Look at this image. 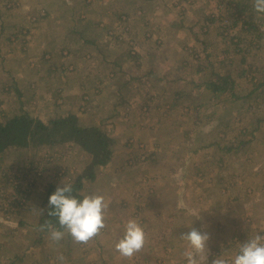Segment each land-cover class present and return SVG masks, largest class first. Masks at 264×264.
<instances>
[{"label":"rangeland","instance_id":"rangeland-1","mask_svg":"<svg viewBox=\"0 0 264 264\" xmlns=\"http://www.w3.org/2000/svg\"><path fill=\"white\" fill-rule=\"evenodd\" d=\"M46 1L3 0V4L0 2V13H10L6 16L7 19H10L11 14L16 11L29 14H27L28 23H24L26 26L22 25L26 28L17 26L8 29V26L5 29L7 36H14L12 43L17 44L23 53L29 51L28 40L33 27H37L36 25L40 22L39 26L48 33L49 29L44 25L47 21L42 20H49L54 14H58L62 21L71 22L75 29L89 19L94 24L99 22L103 24L108 21L111 23L112 18H115V14L118 13L117 5H107L105 0ZM168 1L174 9L172 3L174 0ZM188 2L185 1V4L190 11L175 12L180 18L182 27L191 31V35L202 37L209 33L213 25L208 21L211 18H206V13H208L207 17L209 15H213V19L217 17L215 26H212L213 34L219 38L220 42L216 44L217 47L227 48L235 55L234 57L230 55L228 59L233 61L231 66H236V72L241 73L243 67L248 65L244 78L237 82L235 94L228 91L227 96L221 95L218 98L209 94L204 95L206 106L216 112L218 124L216 121L210 123L204 111L198 106L194 108L195 110L182 107L183 115L191 112L198 115V121L191 127L186 122L168 119L170 115L178 117V110L171 113L176 108L172 101L166 106L160 103L156 86L153 87L150 84L153 83V79L141 78L137 83H131L134 88L125 90L124 96L135 93L138 99L136 102L140 100L139 103L148 104L150 107L148 117L156 106L162 107L161 111L164 115H161L159 120L161 123L154 125L151 133L156 137L151 139L152 142L141 138L147 133L145 129L150 125L148 126L147 120H144L145 115L140 114L137 109L128 110L130 115L126 121L129 119L132 121L118 122V132L112 129L109 123L93 121V124L98 123L96 126L106 131L109 136L123 135L125 138L119 141H115L111 136L110 138L115 141V148L119 143L123 146V150L125 148L127 154L120 160L118 167L110 171L111 175L108 178L113 177V179L106 182V188L103 187V182H94L95 179L104 180V173L95 172L91 180L82 181V189L78 191L82 197L91 195L93 192L96 195L109 196L110 193L111 196H121L117 202H114V208L112 206L117 216L116 223L113 221L104 223L105 226L86 244L67 240L66 234L59 244L52 243L48 233H42L37 227V209L48 188L47 185L62 186L66 183L73 185L85 170L88 156L83 155L72 144L55 147L41 146L10 152L0 161V264H61L57 260V257L61 255L64 257L63 264H104V262L105 264H182L183 262L187 264L184 256L187 250L178 249V244L188 245L180 237L191 228L210 234V240L207 243L211 247L209 248V264L216 257L223 258L227 264H232L242 243L256 234L264 235V17L254 12L253 0H188ZM43 3L57 5L59 8L57 11H51ZM246 6L251 11H248ZM137 17H142V13L138 11ZM129 19L131 37H134L132 25L137 19H134L132 13ZM137 22L143 25L142 20ZM200 22H203L201 27ZM246 23L248 29H246ZM233 26L236 28L232 32ZM3 29L4 27L0 26V30ZM112 30L116 33L120 32V25L114 26ZM110 31L107 32V37ZM46 40L49 44V39ZM181 46L179 45V49ZM60 48L58 52L57 48L53 47L51 52L43 48L40 52L30 50L28 53L34 54L33 57H40L38 61L43 60L45 63L47 61L48 65L45 64L47 69L56 77H69L67 75L76 71L73 64L59 66V69L55 70L51 68V64L57 61L52 52L59 57L61 54L63 56L70 54L65 48ZM182 50L184 51V59L182 58L180 62L182 64L188 58L193 67L200 61L203 64L212 65L213 67L209 70L216 66L213 54L206 57L207 53L203 54V49H197L194 44L184 46ZM11 51V46L7 47L5 52L3 49L5 57L8 58ZM85 59L88 61L87 58ZM241 59L244 63H239ZM34 63L33 61L28 65L33 67ZM69 67H72V71H68ZM255 67L258 71L254 69ZM210 74L211 72L205 76L210 77ZM94 77L91 75L87 80ZM76 79L77 77L74 80ZM239 82L242 83L239 84ZM155 84L157 85V81ZM31 87L33 88V85ZM96 93L86 90L82 93L83 96L78 100L77 105L81 115L95 114L96 110L93 107L97 104L93 95L96 96ZM49 95L53 97L55 103L63 102V88L60 86L54 88ZM201 99L204 100L200 97L199 101H202ZM126 102L128 103V100ZM134 102L133 100L132 104L135 105L136 102ZM165 102L162 101V103ZM204 102H201L202 106ZM83 104L86 105L87 111H81ZM132 104L131 107H133ZM21 110L15 111L18 112L17 115L26 113ZM10 114L8 116L6 114L5 117L0 114V123H5ZM79 123L82 126L91 127L85 122L79 121ZM207 126L213 131L208 140L214 142L216 146L209 152L203 151L200 147L197 153H191L186 149L187 146L190 145L191 149L195 150L199 145L204 144V141L191 143L185 137L186 133L191 129L192 131L204 130ZM240 141L244 144L238 147ZM153 142L158 143L157 147L159 150L161 147L162 154L157 152L158 148ZM218 146L222 152L217 149ZM231 146L232 151L228 155L224 154L226 150L222 148ZM141 157L145 159L148 157V159L145 162L140 161ZM159 158L164 167L173 168L180 162L185 163L188 167L186 184L183 183L184 181L181 184L178 178L175 184L172 181H159L160 184L154 185L152 181L148 182L142 173L134 175L137 170L145 171L144 167L153 165V162H157ZM130 161L134 163L129 165ZM177 172L178 170L174 174ZM114 174L118 180L115 183L113 182ZM92 180L93 184L96 183L94 188H87L88 183L86 185L84 183L88 181L91 184ZM175 187L180 198L175 206H172L169 199L175 195ZM167 211L171 214H167ZM129 219H136L144 228L145 244L138 252L127 257L121 255L115 245L124 236L125 225ZM17 221L20 222L19 225L16 224ZM167 244L172 248L165 250L164 247Z\"/></svg>","mask_w":264,"mask_h":264},{"label":"crops","instance_id":"crops-1","mask_svg":"<svg viewBox=\"0 0 264 264\" xmlns=\"http://www.w3.org/2000/svg\"><path fill=\"white\" fill-rule=\"evenodd\" d=\"M2 1L3 0H0L3 4ZM105 1L107 5H117L118 13L115 14L116 20L115 18H112L111 23L108 21L107 23L103 22V24L101 22L94 24L91 19H89L83 21L84 23L82 22L79 24L80 27L74 29L71 22L67 23L64 20L62 21L58 14H54L51 19L42 20L47 21L44 25L49 29L48 33H45L44 28L39 26L40 22L39 24L37 23V27H33L30 32L31 36H29L28 40L29 51L36 50V52H40V49L45 48V50L51 52L50 50L53 47L57 48V52L59 47H61L60 49L65 48V50L69 51L70 54L68 56H63L61 54L60 57L58 54L52 52L53 57H55L57 61L51 64L53 70L59 69V66L64 67L66 64H73L76 71L73 74L67 75L69 77H56L54 73L49 72L47 69V61L46 63L43 60L38 61V58L40 57H33L34 54L28 53L29 51L23 53L17 47V44L12 43L14 36H7L5 30L6 27L9 26L8 29H12L17 26H26L25 24L28 23L27 19L29 20V17L27 16L28 13H22L21 11L20 13L16 11L11 14L10 19L6 18L10 13H0V26L4 27L3 30H0V114L5 117L6 114L8 116V114L12 112L14 114H10L9 117H11L12 115L18 114V112L15 111L22 109L31 118L46 123L47 121L53 120L55 117L58 119L70 113V115L77 117L79 121L87 123L88 126L98 125V123L93 124V121H102V123H109V125L113 127L112 129H115V131L118 132V122L126 121V119L129 118L130 112H128V110L137 109L140 114L145 115L144 120H147L146 122H148V126L150 125L149 128L145 129L147 132L145 133L146 135L144 134L141 138L146 140L149 139L148 141L152 142L151 139L155 136L151 133L154 129V125L155 123H161L159 120L161 115H164L163 111H161L162 107L156 106V109H153L150 117H148L150 108L148 104L139 103L140 100L136 102L138 99L135 93L133 95L128 94L124 96L125 90L134 88L131 83H137L141 78L148 79L149 77V79H153V83L150 84L157 88L156 90L159 95L160 103L166 106L172 101L173 106L176 108H172L173 110L171 113H175V111L178 110V117L170 115L168 119H174L175 122H186L187 124H190L191 127L193 123L198 121V115L196 116V113L194 112H191L188 115H183L182 107L185 106L190 110H195L194 108L198 106L204 111L205 117L210 123L216 121V124H218L216 112H213L209 106H206L204 95L208 96L209 94V96L211 95L218 98L221 95L227 96L228 91L234 92L235 94L237 92V82L244 78V72L248 65L243 67L241 73L236 72V66H231L233 61H229L228 59L230 55L233 57L235 55L227 48L219 49L217 47L216 44L220 43L219 38L212 32V26L215 24L217 17L215 19H213V15L207 17L208 13H206V18H211L208 21L213 25L207 35L203 36L201 34L202 37H196L195 35H191V31H187L182 27L179 21L180 18L175 14V12L179 10L180 12H186L189 10V8H186L187 5L185 4V1L189 3L188 0H174L172 2L174 9L171 8V4L168 0ZM43 4L51 11H57L59 8L57 5H51L50 3H48V5H45V3ZM184 8L186 9L184 10ZM138 11L142 13V17H137ZM213 11L215 12L216 10ZM130 13L134 14V19H137L132 25L135 38L130 37L133 41V48L135 49L133 54H131V51L126 44L122 43L119 45L114 42L112 38L107 37L108 31L112 30L114 26L116 27L117 25H120L119 19L121 14L126 15L130 22ZM11 19L16 20L12 21ZM138 20H142L143 25H140V23L137 22ZM202 23L203 22L199 23L200 27ZM92 24H94V26ZM100 25L104 27L98 28L97 26ZM30 26L32 25L30 24ZM247 27L248 24H246V29H248ZM231 28L233 29V32L236 27L233 26ZM105 29H107V31ZM46 39H49V44ZM197 43L198 46H196ZM192 44H194L197 49H203V54L207 53L206 57H210L209 54H213V58H215L214 62L216 63L214 69L209 70V68H212L213 66L210 64H203L202 61H200L197 66L193 67L188 58L183 64L180 63L182 58L184 59V51L182 49H184V46H192ZM179 45H182L180 49ZM10 46L12 51L7 58L5 57L4 52L6 48ZM155 48L158 49L155 50ZM85 58H87L89 62ZM33 61L35 62L34 66L30 67L28 63ZM239 63H244L243 59H241ZM254 69L258 71L257 67ZM209 72H211V76H205V74ZM91 75H94L95 77L87 80ZM218 76L228 77L232 87L223 93L213 94L207 89V84L210 82L213 83ZM76 77L77 79L74 80ZM66 78L67 80H65ZM156 81L157 85L155 84ZM241 83L242 82H239V84ZM32 85L33 88L31 87ZM57 86L63 88V102L61 104L55 103L53 97L49 95ZM80 88L81 90H78ZM85 90L97 92L96 96L93 95L97 104L96 107H93L96 110L93 116L81 115L77 109L78 100L81 99L83 96L82 93ZM200 97L204 100L201 99L202 101H199ZM130 98L133 99L130 100ZM126 100H128V103ZM133 100L136 102H134L135 105L132 104ZM162 101L166 102L162 103ZM206 101L210 102L209 100ZM201 102H204L202 103L203 106L201 105ZM131 104L133 107H131ZM13 108L18 109L14 110ZM50 114L51 117H49ZM46 118L49 119L46 120ZM127 121H132V119ZM105 127L107 126L105 125ZM212 132V128L209 130V126L205 127L204 130L194 129V131H192L191 129L190 132L186 133L185 137H187L191 143L204 141V144L199 145L195 150H192L190 145L187 146L186 149L190 150L193 154L197 153V150L200 147H202L201 149H203V151L208 150L207 152H209L210 149H214L216 144L208 140L209 135L212 134ZM110 136L113 137L115 141L125 138L123 135L114 136L111 134ZM157 144V142L154 143L156 148H158ZM243 144L244 143L240 141L238 147ZM72 146L77 148V150L83 155L86 154L78 146ZM122 147L123 146L118 143L110 163L105 167L96 168L97 170L94 171V173H104L105 177L104 180L100 178L99 180L95 179L94 182L97 183L98 181H101L103 182V187L106 188V182H108L109 179H113V177L108 178V176L111 175L110 171L114 168L116 169L120 160L127 154L125 148L123 150ZM217 149L222 152L219 146ZM222 149L226 150L224 154L227 155L232 151L231 149L227 150L226 147ZM15 150L20 151V149L16 147L6 150L0 156V161L2 158L7 157L10 152ZM157 152H160L161 154L163 153L161 147L160 150L158 148ZM86 156H88V164L90 156L87 154ZM153 163L154 164L149 167H144L145 171H135L134 175L136 176L142 173L144 178H146L148 182L152 181L151 183H154V185L156 183L160 184L159 181H172L175 184V182L178 181V178H180L179 180L181 184L186 182V169L188 167L185 163L180 162L173 168L164 167L161 164L160 158L157 162ZM177 170L178 172L174 174ZM116 178L117 177L115 176L113 180L114 183L118 181ZM128 178L130 179V176ZM90 182L91 184L88 181L84 184L86 185L88 183L89 187L87 188H94L96 183L93 184V180ZM101 191L104 192L103 190ZM174 194L175 195L169 199L172 202V206H175L180 198L176 187L174 189ZM91 195H96V193L93 192ZM100 195L104 196L108 205L103 211V222L106 224L112 221L116 223L117 216L113 212V204L114 202H117L121 196H111L110 193L109 196L104 194ZM166 213L171 214L170 211H167ZM178 219L180 220L181 217L179 216ZM19 223L20 222L17 221L16 224L19 225ZM65 234L67 240H73L67 232H65ZM62 243L64 244V241ZM178 245V249L188 250V245H185L184 243ZM168 248L172 247L167 244L164 249L167 250ZM209 248L211 247L207 244L208 257ZM182 264H184V262Z\"/></svg>","mask_w":264,"mask_h":264},{"label":"clouds","instance_id":"clouds-1","mask_svg":"<svg viewBox=\"0 0 264 264\" xmlns=\"http://www.w3.org/2000/svg\"><path fill=\"white\" fill-rule=\"evenodd\" d=\"M253 10L257 15H264V0H253ZM73 187L70 183L57 186L49 195L47 201V216L58 221L59 229H64L76 243L86 244L98 234L104 225L103 211L108 207L104 196L86 195L77 199L72 195ZM51 220L40 225L41 231H47L49 239L54 244L64 238L65 232L59 230ZM180 239L188 244L184 253L187 264H209L207 243L210 234L196 228L181 234ZM145 244V232L136 219H129L125 225L124 236L116 243V250L123 256L130 257L138 252ZM57 260L63 264L64 257ZM211 264H227L220 257H216ZM232 264H264V235L256 234L242 243L239 252L232 260Z\"/></svg>","mask_w":264,"mask_h":264},{"label":"trees","instance_id":"trees-1","mask_svg":"<svg viewBox=\"0 0 264 264\" xmlns=\"http://www.w3.org/2000/svg\"><path fill=\"white\" fill-rule=\"evenodd\" d=\"M245 8L251 11L247 6ZM231 87L229 78L221 76H218L213 83L207 84V89L213 94L223 93ZM64 144L76 145L90 156L85 170L72 185V195L77 199H82V196L78 193L82 189V181L85 179L91 180L94 170L98 167L107 166L114 154L116 143L106 131L98 126H82L74 115H66L50 120L48 123H43L29 117L26 113H21L12 115L5 123H0V156L12 147L24 150L41 146L55 147ZM229 149L231 147L227 148V150ZM57 186L60 185H47L48 188L37 209V227L39 230L40 225L44 224L46 220H51L59 229L58 221L47 216L49 210L47 207L48 197L55 191ZM59 230L66 232L64 229ZM41 232L48 233L46 230Z\"/></svg>","mask_w":264,"mask_h":264},{"label":"built area","instance_id":"built-area-1","mask_svg":"<svg viewBox=\"0 0 264 264\" xmlns=\"http://www.w3.org/2000/svg\"><path fill=\"white\" fill-rule=\"evenodd\" d=\"M119 23H120V32L116 33L114 30L110 31V35L109 37L112 38L114 40V42H116L117 44H126L127 47L130 49L131 54H133L135 52V49L133 48V41L131 40V28L130 25L128 23V19L127 16L123 15L120 16L119 19ZM67 71V70H65ZM68 71H72V67L68 68ZM86 105L83 104L81 107V111H87L88 109H86ZM90 112V111H89ZM88 112V113H89ZM148 159V157L145 159L144 157H141L140 161H146ZM134 162L130 161L129 165H132Z\"/></svg>","mask_w":264,"mask_h":264}]
</instances>
